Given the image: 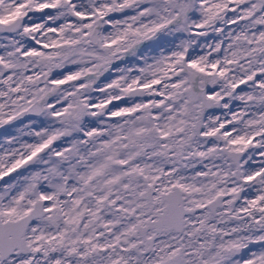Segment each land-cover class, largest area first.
Wrapping results in <instances>:
<instances>
[{"label":"snow or ice","instance_id":"snow-or-ice-1","mask_svg":"<svg viewBox=\"0 0 264 264\" xmlns=\"http://www.w3.org/2000/svg\"><path fill=\"white\" fill-rule=\"evenodd\" d=\"M0 264H264V0H0Z\"/></svg>","mask_w":264,"mask_h":264},{"label":"water","instance_id":"water-1","mask_svg":"<svg viewBox=\"0 0 264 264\" xmlns=\"http://www.w3.org/2000/svg\"><path fill=\"white\" fill-rule=\"evenodd\" d=\"M0 132H2V130H0Z\"/></svg>","mask_w":264,"mask_h":264}]
</instances>
